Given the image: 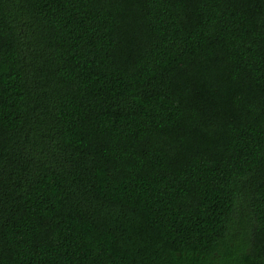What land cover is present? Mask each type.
I'll use <instances>...</instances> for the list:
<instances>
[{
	"label": "trees",
	"instance_id": "obj_1",
	"mask_svg": "<svg viewBox=\"0 0 264 264\" xmlns=\"http://www.w3.org/2000/svg\"><path fill=\"white\" fill-rule=\"evenodd\" d=\"M0 264H264V0H0Z\"/></svg>",
	"mask_w": 264,
	"mask_h": 264
},
{
	"label": "rangeland",
	"instance_id": "obj_2",
	"mask_svg": "<svg viewBox=\"0 0 264 264\" xmlns=\"http://www.w3.org/2000/svg\"><path fill=\"white\" fill-rule=\"evenodd\" d=\"M234 260H236V257H234Z\"/></svg>",
	"mask_w": 264,
	"mask_h": 264
}]
</instances>
